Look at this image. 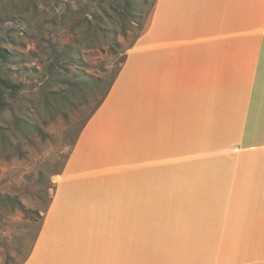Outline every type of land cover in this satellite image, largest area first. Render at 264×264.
Listing matches in <instances>:
<instances>
[{"label":"crops","instance_id":"1","mask_svg":"<svg viewBox=\"0 0 264 264\" xmlns=\"http://www.w3.org/2000/svg\"><path fill=\"white\" fill-rule=\"evenodd\" d=\"M23 264H264V0H155Z\"/></svg>","mask_w":264,"mask_h":264},{"label":"rangeland","instance_id":"2","mask_svg":"<svg viewBox=\"0 0 264 264\" xmlns=\"http://www.w3.org/2000/svg\"><path fill=\"white\" fill-rule=\"evenodd\" d=\"M110 1L0 0V45L14 54L7 64L10 74L27 85L20 106L0 110V194L16 196L40 213L0 208V264L27 260L52 197L53 176L63 169L128 47L149 23L155 2H135L133 12L140 21H127L125 30L120 23L114 27L119 45L113 46L110 38H96L90 28L98 24L96 15L112 25L103 14ZM60 75L75 82L100 76L106 82L94 94L63 85L67 100L57 112L45 105L44 89H63L53 84ZM17 115L28 121H17Z\"/></svg>","mask_w":264,"mask_h":264},{"label":"trees","instance_id":"3","mask_svg":"<svg viewBox=\"0 0 264 264\" xmlns=\"http://www.w3.org/2000/svg\"><path fill=\"white\" fill-rule=\"evenodd\" d=\"M137 0H111L109 3V9L104 10V15L106 16L107 19L110 20L111 26H108L104 22L103 16H97L96 18L98 20V24H95L94 27H90L92 30L91 32L93 35H95L96 38L102 37V38H110L112 41V45H119V43L115 40L116 38V32L115 28L119 23L123 25L124 30L127 28V21H136L139 22L140 18L139 15H136V13L133 12V6L136 4ZM147 0H140V3L144 4L146 3ZM155 5V2H154ZM154 7V6H153ZM135 19H132V18ZM103 22V23H102ZM146 29V28H145ZM145 29L141 32V34L145 31ZM139 34V36L141 35ZM138 36V37H139ZM137 37V38H138ZM133 45V43L128 47V49ZM65 54V53H64ZM63 54V55H64ZM64 56H67L64 55ZM14 54L3 48L0 45V110L1 111H13L15 109V106H20L21 103L25 100V91L27 89V85L24 81H19L10 74L9 72V66L7 65L8 63L11 62L13 59ZM127 57V51L125 52L122 60H121V65L112 77L107 86L105 87L102 96L96 106V109L91 113V115L87 118L85 123L83 124L78 137L83 130L84 126L87 124L89 119L93 116V114L97 111V109L102 105L104 100L106 99L107 95L109 94L117 76L120 73L121 67L123 63L125 62ZM52 74H54L55 70L54 67L51 66ZM54 78L57 77V73L53 76ZM52 79V78H51ZM53 84L55 83L59 85V87H62L63 89H44V93L46 94V98H44V103L48 107H54L56 110H59L57 112H60V107L63 105V103L67 100V93L64 91L63 85H66L68 89L72 91H87L88 93L94 94L96 90L100 89L101 86H103L105 81V78L103 77H89L87 80L83 81H73L68 79L67 77L61 78L58 77L56 80L53 79ZM44 82V81H42ZM48 85H52L50 81H48ZM48 86V87H49ZM56 86V85H55ZM16 120L20 122H26L28 121L24 117H20V115L16 116ZM77 137V139H78ZM76 139V141H77ZM75 141V143H76ZM70 155V154H69ZM69 157V156H68ZM68 159V158H67ZM67 161V160H66ZM0 208H10V209H18L21 212H23L25 215L29 214H38L40 215L39 212L34 211L30 208H27L25 204L16 196H12L10 194H5L1 195L0 194ZM41 230V228H40ZM39 230V232H40ZM38 232V235H39ZM37 235V237H38ZM36 237V240H37ZM35 240V242H36ZM32 252V251H31ZM30 255V254H29Z\"/></svg>","mask_w":264,"mask_h":264}]
</instances>
